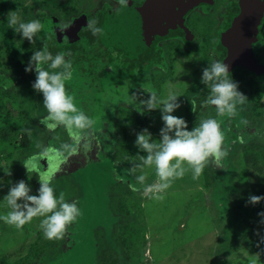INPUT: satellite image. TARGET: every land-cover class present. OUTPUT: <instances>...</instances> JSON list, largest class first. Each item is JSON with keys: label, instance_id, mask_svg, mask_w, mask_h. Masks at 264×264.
<instances>
[{"label": "flooded vegetation", "instance_id": "flooded-vegetation-1", "mask_svg": "<svg viewBox=\"0 0 264 264\" xmlns=\"http://www.w3.org/2000/svg\"><path fill=\"white\" fill-rule=\"evenodd\" d=\"M144 1L128 0L126 6H121L119 0H0V140L14 145L17 152H23L29 158L37 157L34 162L38 166L53 167L52 171L59 169L65 160L49 158V153L63 144L69 146L65 152L71 150L72 144L77 148V154L67 157L65 162L83 158L95 149L109 150L112 146L118 155L114 154L115 160L130 177L128 167L131 166L122 163L129 156L121 154L127 149L126 139L131 135L137 138V133L144 129L155 135L164 127L162 118L160 123L157 119L162 115V105L149 110L141 103L149 99L150 92L156 93L157 100L163 99L167 91L179 95L181 108H177V116L187 121L188 129L198 126L214 112L218 119L215 106L204 103L210 89L201 83L202 70L227 56L228 52L218 45L219 32L240 11L239 0H215L204 9L199 5L186 17V30L180 29L173 35L168 31L165 36L159 34L171 27L167 18L169 13L163 16L161 12L158 18H152L154 26L148 22L143 24L144 15H152L146 5L141 13L138 12L137 7ZM10 11L18 13L25 23L40 21L42 30L34 37L35 43L21 39V35L12 29L7 21ZM193 14L208 15L211 21L207 24L201 19L196 26L191 23ZM89 20L95 21V27L102 31L93 35L87 27ZM206 30L210 32L209 40L204 36ZM257 30L254 55L264 67V53L258 48L262 42L264 14ZM202 42H206L203 47L200 46ZM45 43L53 56L70 54L64 57L71 63V78L65 81L66 92L73 97L78 110L93 121L79 142L74 143L62 126L50 130L40 123L47 116L43 93L32 87L36 80L35 70L26 72L25 68L32 53L42 51ZM198 48L202 53V64L191 73L189 65L186 69L181 67V61ZM44 67L49 72L63 71V66L50 69L46 64ZM239 68L245 76L244 85L251 87L250 92L244 89L247 99L253 101L256 97L260 103L264 102V89L262 92L260 89V96L258 93L253 96L255 88L264 80V69L260 74H254L235 66L229 74L238 73ZM192 100L196 101L195 112L192 111ZM95 101L101 108L93 112ZM224 116L221 115V122L230 125V130L239 126L240 120L234 114L227 115L222 121ZM155 122L157 128H154ZM90 130L94 133L93 139L86 134ZM155 130L157 132L153 133ZM62 175L66 174L58 175L56 180L60 181Z\"/></svg>", "mask_w": 264, "mask_h": 264}, {"label": "rangeland", "instance_id": "rangeland-1", "mask_svg": "<svg viewBox=\"0 0 264 264\" xmlns=\"http://www.w3.org/2000/svg\"><path fill=\"white\" fill-rule=\"evenodd\" d=\"M190 19L196 26L201 19L207 24L211 21L202 14H193ZM204 36L211 38L208 30ZM205 44L202 42L200 46ZM191 52L192 57L186 55L181 61V67L186 69L189 65L190 72L202 64L199 48ZM168 95L167 91L163 99ZM176 102L181 108L179 97ZM98 108L101 106L95 101L92 111ZM218 116L225 133L222 149L226 155L220 162L209 158L206 164L209 180L205 168L196 180L189 170L159 194L163 200L152 199V193L143 191L159 181L154 166H144L141 157L148 153L135 143L134 135L126 139L127 149L121 152L129 156L130 177L115 160L112 146L106 151L99 150L98 154L92 152L83 158L65 160L58 170L55 168L51 179L54 194L65 188L67 201L75 202L81 214L67 228L60 254L44 259L42 264H96L99 238L108 249L109 260L114 259L117 264H264V216L258 215L264 213V200L256 204L249 202L252 195L264 196V187L260 184V173L244 157L246 144H264V120L252 127L239 117L240 124L232 131ZM161 117H157L159 123ZM157 126L155 122L154 128ZM148 132L152 134L151 130ZM152 140L159 143L160 133L152 135ZM6 143L0 140V196L4 197L21 179L31 187L30 195L38 194V176L35 172L27 173L24 166L29 157ZM44 167L49 172L53 169ZM60 174L66 175L57 181ZM141 176H144L142 183L138 179ZM116 185L127 188L120 194L125 211L122 217L114 214L110 203L113 195H117ZM9 210L6 200L0 199V215ZM41 219L34 217L20 230L0 220V264L13 261L14 254L28 251V244L41 230ZM126 222L127 227L123 225Z\"/></svg>", "mask_w": 264, "mask_h": 264}, {"label": "clouds", "instance_id": "clouds-1", "mask_svg": "<svg viewBox=\"0 0 264 264\" xmlns=\"http://www.w3.org/2000/svg\"><path fill=\"white\" fill-rule=\"evenodd\" d=\"M127 2L128 0H119L121 6H126ZM7 21L12 29L21 35V39H27L31 44L35 43L34 37L42 30L39 20L25 23L16 12L10 11ZM95 23L92 20L87 21V27L93 35L102 31L95 27ZM65 55L70 54L57 53L53 56L45 43L42 51L32 53L25 71L35 70L36 80L32 87L35 91L43 93V106L47 110V116L41 119L40 123L45 124L50 130H55L57 126L64 127L75 143L82 139L84 131L93 121L84 112L78 110L73 97L66 92L65 81L71 78V63L65 61ZM46 64L50 69H59L63 66V71L49 72L44 67ZM202 71L201 83L210 89L204 103L215 106L218 115L225 113L232 115L236 110L235 101L238 99L243 103L247 100V97L238 91V82L229 79L230 72L226 63L213 61ZM150 93L149 99L141 103L146 104L149 110L162 105L161 118L164 121V127L160 129V142H154L152 134L144 129L137 133L135 143L148 153L141 159L144 166L149 168L154 166L159 181L145 187L143 191L152 193V199L163 200L164 197L159 194L168 189L175 179L183 178L189 170L192 171L193 180L199 179L209 158L219 161L226 155V151L222 149L224 138L216 119L202 120L198 126L189 130L188 123L183 117L171 114L180 107L176 102L179 95L169 93L166 99L157 100L156 93ZM191 103L192 111L195 112L196 101L192 100ZM138 110L143 114L142 109L138 108ZM68 147L67 144H63L59 149L51 150L49 158L55 157L63 162L67 157L77 154V148L73 144L71 150L65 152L64 149ZM36 159L37 157L28 158L24 166L27 173L35 172L38 176L40 182L38 194L30 195L31 187L25 180H19L4 196L10 210L0 215V220L20 230L34 217H42L39 227L43 231L44 238L62 239L67 234V228L81 213L75 202L65 201L63 193H60L57 198L51 187V179L56 170L41 174L34 162ZM185 164L187 167H184ZM138 179L142 183L144 176ZM133 190L136 189L133 188ZM261 200H264V196L249 197V202L252 204L259 203ZM258 215L264 216V213H258Z\"/></svg>", "mask_w": 264, "mask_h": 264}, {"label": "water", "instance_id": "water-1", "mask_svg": "<svg viewBox=\"0 0 264 264\" xmlns=\"http://www.w3.org/2000/svg\"><path fill=\"white\" fill-rule=\"evenodd\" d=\"M214 1L215 0H145L137 9L138 12L141 13L145 5L147 8L150 7L149 9L152 15L146 17V13L142 21L143 24L144 22H148L150 23L149 25L152 26L155 25V22L151 23L152 18H158L161 12L163 16L164 13H169L167 18L171 27L169 30L165 32L161 31L159 34L165 36L169 32V35H173L180 29L186 30L185 20L191 10L199 5H202V7L212 5ZM239 5L240 11L238 14L232 21L228 22L227 25H224L220 29L218 45L228 53L226 57L219 61L226 63L229 67V71L235 66H241L250 73L260 74L264 67L256 59L254 50L258 40L257 26L261 22L264 14V0H239ZM118 22L119 17L117 23ZM86 134L92 139L95 138L91 130ZM98 151V149H95L90 153L96 152V154H98Z\"/></svg>", "mask_w": 264, "mask_h": 264}, {"label": "trees", "instance_id": "trees-1", "mask_svg": "<svg viewBox=\"0 0 264 264\" xmlns=\"http://www.w3.org/2000/svg\"><path fill=\"white\" fill-rule=\"evenodd\" d=\"M260 38H261L262 42L259 44L258 48H259V50H262V52L264 53V30L262 32V35H260ZM242 74H243V72L239 68L238 73H236L234 75L229 74V79H233L235 82H238V91L240 93H242L245 97L246 96L248 97V95L244 93L245 92L244 89L246 91L250 92L251 87L244 85L243 82L245 81L244 80L245 76ZM248 85H249V82H248ZM260 89H261V92L264 89V80H263V82L258 84V86L255 88V90H254L255 94H253V96H256L257 93L260 96L261 95V93H259ZM255 98L253 101H250V99H247L243 103H241L237 99L235 101L236 110L233 113L234 116H236L238 118L240 116L241 119L244 118V116L246 115L247 117H245V119L248 122V126H252V127L257 126L258 124L262 123L264 120V102L260 103ZM230 103H233V101H230ZM214 113H212L210 115L208 114L209 115L208 119H216L218 122L217 117H214ZM224 115L225 116L222 118L223 121H224V119L226 120L228 114L225 113ZM239 123H240V121H239ZM115 155L118 157L117 154H115ZM244 157H245L246 163L253 164L255 166L256 171L260 173V177H259L260 184L262 185L261 187H264V144H261V145H257L255 143L254 144L253 143L252 144L251 143L246 144V146H244ZM122 161H123L122 163H125L127 165V167L129 166V161L127 159H123ZM38 168H39V171L41 172V174H45V173L49 172V169L46 170V168L44 166H38ZM128 170H129V167H128ZM204 174L207 177V179L209 180L210 175H209V172H208V169L206 166H205ZM114 188H115L117 195H113V197L111 198V201H110L111 208H112L114 214L122 217L123 214L125 213V211L122 207L120 194L127 191V188H123L119 185H116ZM262 189H263L262 191H264V188H262ZM60 193L65 194L66 193L65 188L58 191V193L56 195L59 197ZM70 197H75V195H72ZM3 198L4 197L0 196V199H3ZM64 198H65V201L68 202L67 199L69 198V196L66 197L64 195ZM123 225L127 227L128 223L126 222ZM101 239L102 238H99V247L100 248L98 249V252H97L96 264H110V263L117 264L116 260H114V259L109 260V258H108L109 256L107 257L108 249L106 248V246H104V242ZM64 240H65V237L62 239H58V240L45 239L44 235H43V231L40 230L38 232L37 238L28 244V246H27L28 251L26 253H24V254L19 253L16 255L14 254L13 257L15 259L11 262L7 261V263H5V264H42V261L44 259H47L49 257H54V256L60 254V252L63 250L62 243L64 242ZM227 244H228V242H227ZM262 248H263V252H264V242H263Z\"/></svg>", "mask_w": 264, "mask_h": 264}]
</instances>
